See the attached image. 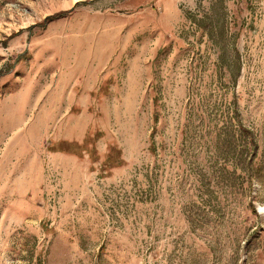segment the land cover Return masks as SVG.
Returning a JSON list of instances; mask_svg holds the SVG:
<instances>
[{
  "label": "rangeland",
  "instance_id": "374dc122",
  "mask_svg": "<svg viewBox=\"0 0 264 264\" xmlns=\"http://www.w3.org/2000/svg\"><path fill=\"white\" fill-rule=\"evenodd\" d=\"M73 1L0 0V264H264V0Z\"/></svg>",
  "mask_w": 264,
  "mask_h": 264
},
{
  "label": "trees",
  "instance_id": "16d2710c",
  "mask_svg": "<svg viewBox=\"0 0 264 264\" xmlns=\"http://www.w3.org/2000/svg\"><path fill=\"white\" fill-rule=\"evenodd\" d=\"M219 46V48H220V56L218 57V65L219 66H224V64L227 62L226 60H225V58H224V56H225V54H224V52H225V47L224 46H221V45H218ZM232 48V47H231ZM232 55H233V57H234V60H236L237 59V57H238V55L235 53V52H233L232 53ZM231 76H232V80L233 81H235V79H236V74L234 73V72H231Z\"/></svg>",
  "mask_w": 264,
  "mask_h": 264
},
{
  "label": "bare ground",
  "instance_id": "6f19581e",
  "mask_svg": "<svg viewBox=\"0 0 264 264\" xmlns=\"http://www.w3.org/2000/svg\"><path fill=\"white\" fill-rule=\"evenodd\" d=\"M77 1H78V0H74L73 3H74V2H77Z\"/></svg>",
  "mask_w": 264,
  "mask_h": 264
}]
</instances>
